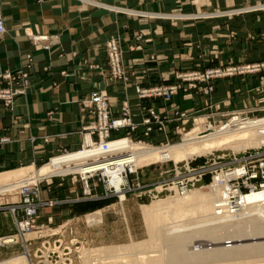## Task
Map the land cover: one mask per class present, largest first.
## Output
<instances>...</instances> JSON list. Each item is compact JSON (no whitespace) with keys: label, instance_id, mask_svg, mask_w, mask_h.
<instances>
[{"label":"crops","instance_id":"1","mask_svg":"<svg viewBox=\"0 0 264 264\" xmlns=\"http://www.w3.org/2000/svg\"><path fill=\"white\" fill-rule=\"evenodd\" d=\"M251 1L231 0V5L239 9ZM231 5L223 7L220 0H0L6 27L0 36V73L26 68L28 55L33 59L27 94L16 99L11 113L0 105V130L11 139L0 147V174L79 148L87 122L81 102L96 88L109 93L116 117L129 102L138 124L144 107L151 106L167 114L179 107L216 120L258 110L264 89L257 76L215 81L208 96L198 90L179 92L171 102L135 96V84L170 86L178 75L195 70L257 62L264 52V10L231 17ZM155 13L168 15L155 18ZM113 36L121 44L128 87L109 76L105 45ZM39 37L56 42L44 50L46 43L33 40ZM156 137H161L157 130L151 138ZM62 212L55 211L57 223L66 217Z\"/></svg>","mask_w":264,"mask_h":264},{"label":"rangeland","instance_id":"2","mask_svg":"<svg viewBox=\"0 0 264 264\" xmlns=\"http://www.w3.org/2000/svg\"><path fill=\"white\" fill-rule=\"evenodd\" d=\"M37 2H46L49 0H36ZM206 2V0H204ZM91 4L94 5H100L96 2H91ZM220 4L225 7L231 5V0H220ZM231 17H233L235 14L241 15L249 13V12H255L264 10V0H252L242 8H236L235 4L231 5ZM257 8V9H256ZM0 13L3 17V14L0 10ZM173 13V12H171ZM144 14V13H141ZM147 15V14H144ZM155 18L159 17H167L168 13L165 15L160 14H154ZM187 16H190L191 14H186ZM150 16V15H148ZM152 17V16H151ZM154 17V16H153ZM4 18V17H3ZM40 38V37H39ZM49 38L48 41L43 42L46 43V45L43 46L44 50H50L51 46L55 44L56 41H54L53 38ZM112 38H117V42L120 47L121 51V62L123 65V68L125 70L127 80H119L114 78L113 71L110 63V58L108 54V42ZM138 39H141V35L138 36ZM39 42V41H38ZM42 43V42H41ZM45 46H49V49H45ZM106 58H107V67L109 68V76L114 81L118 82L119 84L123 85L124 87H128L130 85V78L128 75V71L123 63L122 60V48L121 44L119 42L118 37H111L106 45ZM28 57H31L30 59ZM28 64L26 68H21L18 70H6L4 72L0 73V76L7 75L8 73H11L13 77L16 78L15 81H3L2 89L11 91L12 93H15L16 91H20V93L17 96L14 97L11 104L6 105V102L4 100H0V105L4 108V110L7 113H11L14 109L16 99L25 96L28 92L29 86H30V72L28 69H31V63L33 62L32 56H27ZM97 68V67H96ZM253 68H261L260 71L255 72ZM220 69L223 71L231 70V76H226L223 78H219L216 80H211L207 82L202 81H186L185 77L193 75L194 78L197 74H205L209 70H216ZM20 72L19 75L16 76ZM27 73V77L25 75ZM243 76H257L260 80V86L259 88L262 90L264 89V52L261 54V58L254 63L249 64H231V66H219V67H213V68H206L203 71H192L185 74H181L177 76V83L170 85V86H155L151 88H142L140 85L135 84L133 85L134 89L136 86L140 87L142 90H151L154 88H162L165 90H170L174 87H177V93L174 95H178L179 92H184L187 94L190 90H198L202 92L204 95H210L214 91V82L226 78H236V77H243ZM0 80H2L0 78ZM187 84V86L185 85ZM212 87L213 90H209V87ZM95 91H104L109 96V105H110V95L107 91L101 90V89H94L91 91L90 95ZM86 97L81 102L82 106V114L86 118V123L84 124L82 131L80 132L83 135L82 144L79 146V148H76L74 150H66L63 149L59 151L56 155L46 159L42 160L40 162L35 163V168L39 169L42 166L46 165L51 161L53 157L72 153L74 151H79L85 148L86 146H89L86 144V136L90 135L89 132H85V127L90 124L92 121H94V118L91 117L90 114H87L84 112V105L85 101L90 97ZM189 95V93L187 94ZM135 96L140 100H161L164 102H171L166 101L163 99H153V98H146V99H140L136 89H135ZM264 99V98H263ZM125 104L129 105L130 112H131V106L129 102H125L122 105V108ZM263 106V107H262ZM262 107V108H261ZM261 107H259L258 110H250V109H244L241 111H235L232 112L228 117H221L218 120L214 119V117L208 116V117H201L200 115H197L196 112H188V111H182L179 107L173 108L172 113L167 114L166 112H161L159 109L154 107H144V114L143 119L147 118L149 116L148 111L154 110L158 113H160L162 119L164 120L163 123L165 124V130L160 131L158 129V126L160 123H155L153 121L154 130L151 133L149 137H145L143 131L144 127L142 126V122L139 125V128L137 132L133 133L132 140L135 143H144L147 146H153V147H165L170 146L174 144H178L183 140L184 135L187 133L193 131L196 128H200L199 134L200 136L207 135L213 133L217 128L221 127L224 124L229 123L234 117H237L240 114H245L248 116L250 120L254 119H261L264 118V103L261 104ZM111 108V105H110ZM121 108V110H122ZM121 113V112H120ZM114 116V115H113ZM132 119L134 118L131 112ZM83 117V118H84ZM116 117V116H114ZM118 117V116H117ZM83 121H85L83 119ZM134 121V119H133ZM172 125L174 130H167L168 126ZM142 132L140 133V131ZM159 131L161 137H156L154 140H152L151 136H153V133L155 131ZM91 136V135H90ZM94 142H98L97 135L91 136ZM125 138L126 133L123 131L122 133H119L114 136ZM11 142V139L3 133V131L0 130V147L3 145H7ZM46 142H48V139H46ZM234 148V147H232ZM248 154L256 153L258 150V147L248 148L246 149ZM245 150L237 151V152H243ZM231 147L225 148L224 150H215L212 153H209L207 155L201 156V157H195L193 159H190L188 162L189 165H187L186 161L180 162L176 164L173 160L166 161V162H158L154 165H151L150 167L145 166V168L140 169L137 175H131L129 178L130 184L132 188L137 187V182H140V184L143 187H146L143 191H131L127 193L126 201L124 202V208L119 203L120 200L118 197H105V194L107 192L106 189V183L102 180L101 177H96V179L90 181V189L92 191V196L87 197L85 195L84 191V185L81 181L80 174L74 173L69 176H55L52 177L50 180H40L38 183H36V186H32L35 191L30 194V200L32 204L40 205L42 203H49V202H60L61 204L52 206V207H40L38 208L37 212V218L35 220L34 226L31 228L34 233L30 234L28 237L29 239L26 240V237L23 241H19V243L13 242L12 238H15L18 234V223H16L15 218L17 219V222H21L24 220L23 218L26 217V210L25 208H21L22 206H25V197L23 193L21 192L19 185H16L11 190L14 192L8 193V194H0V241L2 239H7L8 241H12L10 245L7 246H1L0 245V260H6L15 258V256L25 254L27 249L26 246H29V250L31 255L33 256L34 264H44L45 259L41 258L44 256L47 257L49 253L50 259L57 260L60 256H64V251L67 254H70L68 252V247L71 248V257L74 258V262L72 264H84L83 260L82 262H79V256H78V250H97L103 247H112V246H119V245H129L132 244L133 241H144L149 239V235L147 233L146 225L143 219L141 206L142 205H150L152 202L157 201L154 200V195L157 192L155 188V184L159 182H166L164 185L168 183L173 182V178L175 177V169L176 166H179V169L181 171L182 175L190 176L194 178L195 171L201 170V168H210L211 164H213L214 158L219 164H224L226 162H229L234 157L233 154L237 153ZM242 157V156H240ZM219 158V159H218ZM33 164H28L26 166L19 167V169L26 168L29 166H32ZM186 167H190L188 171L186 170ZM2 174V173H1ZM188 178V177H187ZM172 179L171 182H169ZM189 179V178H188ZM107 182V181H106ZM212 183V174L209 171L204 177H202V180L196 181L195 186H190V188H193V190L201 189L203 187H209ZM153 185V186H151ZM150 186V187H149ZM167 186V185H166ZM204 192H209L208 189H203ZM109 194V193H108ZM111 194V193H110ZM176 195H171L170 197H175ZM96 197H101L100 199ZM159 199H165L169 197V192L167 190L161 192L158 194ZM15 208L17 211L16 216H14L11 212V210ZM63 211L64 212L65 219L57 223L56 219L58 220V216H56L55 211ZM102 210V221L99 224L90 225L86 221V215L94 214L97 211ZM50 211H53L52 215H48ZM67 211H69L67 213ZM58 215V214H57ZM57 233V234H56ZM35 238V240H33ZM10 239V240H9ZM58 239L61 241L62 245L60 249H53L54 244H58ZM6 240V242H7ZM33 240V241H32ZM264 239L256 240V241H244L242 244H249L254 242H263ZM56 242V243H55ZM196 242V243H195ZM213 243V245H211ZM21 245V247L19 246ZM44 245V246H43ZM195 246V250H206L211 248H221V247H231L237 245V243L231 242L229 239H223L222 241H219L217 243L211 242L210 239L206 238H200L198 240H195L192 244ZM191 245V247H193ZM20 247V248H19ZM50 248V249H49ZM58 248V247H57ZM69 248V249H70ZM80 248V249H79ZM9 250V251H8ZM48 250V253L46 252ZM42 251L43 254H42ZM56 251V252H53ZM3 252V256L1 255ZM95 254V253H94ZM157 255H161V253H155ZM131 260H134L136 257H130ZM258 259V260H257ZM127 260H130L129 258ZM264 260L263 257H253V258H247L244 260H238L237 262H230L225 261L222 262V264H237V263H248L253 262L251 264H258L261 262H255L254 261ZM244 261V262H243ZM246 262V263H245ZM55 264H65L66 262H54ZM71 262H69L70 264ZM93 264H105L107 262H92ZM212 264H219V262H211ZM68 264V263H67ZM221 264V263H220Z\"/></svg>","mask_w":264,"mask_h":264},{"label":"bare ground","instance_id":"3","mask_svg":"<svg viewBox=\"0 0 264 264\" xmlns=\"http://www.w3.org/2000/svg\"><path fill=\"white\" fill-rule=\"evenodd\" d=\"M237 122L241 121L232 120L227 127L222 125L213 133L203 136L199 134L200 128H196L184 135L180 143L158 148L122 138L111 140L108 145L109 150L105 151L104 144L94 145L92 137L87 135L89 137L87 140L85 138L86 144L90 146H86L83 150L53 157L49 163L39 169L33 165L0 174V194L14 192L11 189L16 185L21 188L23 184L35 185L40 180H50L55 176H69L78 172L84 178L97 177V175L110 178L111 183H107L106 188L118 190L117 195H111V197H118L119 203L124 208L127 193L121 189L125 181L122 174L126 166L139 171V168L150 167L158 162L170 160L176 164L188 162L195 157L228 147L237 152L262 145L264 136L261 130H264V118L250 120L244 127H235ZM125 153L129 156L114 157V155L119 156ZM230 178L227 173H219L209 187L196 190L181 191L176 186L175 197H170L171 195L165 199L158 197L154 199L157 201L150 205L141 206L149 239L133 241L129 245L103 247L95 251L78 250L79 262L83 260L84 264H93L92 262H107L105 264H212L211 262H219L222 264L225 261L232 263L253 257L264 258V241L242 244L248 240L264 239V188L243 196L241 205L234 209L231 207ZM162 188L159 187L158 191ZM203 189H208L209 192H204ZM101 219L102 212L86 217L90 225L99 224ZM32 233L34 231L25 234L26 240ZM200 238L210 239L215 243L229 239L237 245L195 250L192 244ZM25 246L27 249L25 254L0 260V264H34L29 246ZM155 253H161V255ZM134 256L136 258L131 260L130 257ZM128 258L130 260H127ZM73 259L71 257V261L67 262L72 264ZM61 262L66 261L62 259ZM255 262L264 264V260ZM251 263L253 262L246 264Z\"/></svg>","mask_w":264,"mask_h":264},{"label":"built area","instance_id":"4","mask_svg":"<svg viewBox=\"0 0 264 264\" xmlns=\"http://www.w3.org/2000/svg\"><path fill=\"white\" fill-rule=\"evenodd\" d=\"M4 33H6V27H5L4 18L2 17L0 13V36L3 35ZM48 39L49 38L47 37H40V38H34L33 40L35 42H38V41L46 42L48 41ZM45 49H49V46H45ZM108 54H109L114 78L126 81L128 78L126 76L125 70L121 62V51H120L119 44L117 42V38H112L108 42ZM28 58L30 59L31 57H28ZM253 69L255 72H257V71H260L261 68H253ZM19 74L20 72L16 76H21ZM25 75L27 77V73H25ZM226 76H231V70L228 69L226 71H223L220 69H216V70H209L205 74H197L195 76L196 78H194L193 75L185 77V80L186 81L195 80V81L207 82V81L223 78ZM0 78L2 79L0 80V100H4L6 102V105L8 106V104L12 103V100L14 99L15 96L22 94V93H20V91H16L15 93H12L11 91L2 89L3 81L10 82V81L16 80V78L13 77L11 73H8L5 76L2 75L0 76ZM135 89L140 99H146V98L160 99L161 98L166 101L172 100L173 96L177 93V90H178L177 87H174L170 90H165L162 88L142 90L138 86H136ZM209 90L211 91L213 90V88L210 86ZM83 110L85 113L90 114L91 117L94 118V121H92L90 124H88L85 127V132H89L91 136L97 135L98 142L92 141L94 145L104 144L103 145L104 150L108 151L109 150L108 145L110 144L109 142L111 140L113 141V140L122 139L120 137L115 138L114 136L123 131L126 133L125 138L130 139V141L133 142L132 135L133 133L137 132L139 125L133 121L128 104H125L123 106L121 113L118 117H114L113 112L109 105L108 94L104 91H95L85 101ZM148 114L149 116L143 119L141 123L142 126L144 127L143 133L145 137H149L154 130L153 121L155 123H160V125L158 126V129L160 131H164L165 124L163 123L164 120L160 116L161 114L154 110L148 111ZM235 119H239L241 121L239 123L237 122L235 127H244L250 121L248 116H246L245 114H240L237 117H234L232 120H235ZM231 121L227 124H224V126L227 127L231 123ZM261 133L264 136V130H261ZM150 147H153V146H150ZM246 151L247 150L233 154L234 157L232 158V160L224 164H219L214 158V161H213V164H211V167L203 168V169L201 168V170L197 172L195 171L194 173L196 176L194 178L190 177L191 175L190 176L182 175L179 169V166L177 165L175 169V177L173 178L172 183L166 184L167 186L164 185V183L166 182H159L155 184L156 186L155 188H157L156 189L157 192L154 195L155 196L154 199L158 198V194H160L161 192L165 190L169 192V195H174L175 194L174 188L176 186L179 187L181 191H184L187 189H193V188H190V186L191 185L195 186L196 181L202 180V177H204L209 171L212 174V183L216 179V177H218L219 173L220 174L227 173L231 177L229 180V186L231 189V207L234 209H237V207L240 206L242 203L243 196H246L247 194H251L253 191H260L261 189L264 188V142L262 143L261 146L258 147V150L256 153L248 154ZM124 156L126 157L129 155L127 153L121 154L119 156L114 155L115 158L124 157ZM186 163L187 165H189L188 162ZM126 167L127 168L124 170L122 174L125 181H124V185L121 191H125L126 193H128L131 191L137 192V191L145 190L146 187H143L140 184V182H137L138 184L136 188H132L129 178L131 175H137L139 171L138 170L134 171L128 166ZM189 168L186 167V170L188 171ZM140 169H143V168H139V170ZM80 177L84 185L85 195L87 197H91L92 191L90 189V181L96 179V177L89 176V177H86L87 179L84 178L82 175H80ZM97 177H101L104 183H106V186H108L107 183H111L110 178L108 179L107 177H104L103 175H97ZM171 181L172 179L169 182ZM27 184L25 185L23 184L22 187L20 188L21 192L23 193L25 197L24 199L25 202H23L25 203V206L24 207L22 206L21 208L22 209L25 208L26 217H24L23 218L24 220H22L21 222L19 221L17 222V219L15 218V221L16 223H18V226H19L17 236L15 238H12L13 239L12 241L15 243H19V241H23L26 236L25 234L32 231L31 228L34 226L35 220L38 216L37 215L38 208L46 207V206L52 207V206L61 204L60 202H54V201L53 202L51 201L49 203H42L40 205L32 204L30 200V194H32L35 191V189L32 186H36V184L35 185H32L31 183H30L31 185L30 184L27 185ZM159 187H163L161 191H158ZM106 189H107V192L105 194V197H102V198L111 197V195H117L116 193L118 192V190L116 188H113V189L106 188ZM96 198L100 199L101 197H96ZM11 212L14 216H16L17 211L15 208H13ZM7 239L6 238L2 239L0 241V245L1 246L10 245L12 241H8ZM57 243L58 244H54L53 249L61 248L62 243L59 239ZM69 248L70 247H68L67 249L70 254H67L64 251V256L61 257V260H60V256L57 260H54V261L50 259L49 256L52 255L51 253H49L47 257L45 256V253H44V256L41 258L43 259L46 258L44 261V264H55L54 262H59V261L61 262L62 259L66 261L65 264L67 263L69 264V262H67V261H71V250ZM43 252L44 251H42V254ZM46 252L48 253V250H46ZM53 252H56V251H53Z\"/></svg>","mask_w":264,"mask_h":264}]
</instances>
